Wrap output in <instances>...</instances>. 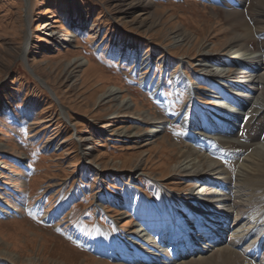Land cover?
<instances>
[{
	"label": "rangeland",
	"instance_id": "374dc122",
	"mask_svg": "<svg viewBox=\"0 0 264 264\" xmlns=\"http://www.w3.org/2000/svg\"><path fill=\"white\" fill-rule=\"evenodd\" d=\"M258 1L240 9L264 33ZM232 10L212 0H0V264H129L111 244L133 236L145 206L163 214V192L183 204L195 187L177 169L191 143L183 120L193 112L205 125L199 113L227 109L198 77L205 55L234 52ZM247 122L233 138L251 145L264 124ZM197 258L187 264H247Z\"/></svg>",
	"mask_w": 264,
	"mask_h": 264
},
{
	"label": "bare ground",
	"instance_id": "6f19581e",
	"mask_svg": "<svg viewBox=\"0 0 264 264\" xmlns=\"http://www.w3.org/2000/svg\"><path fill=\"white\" fill-rule=\"evenodd\" d=\"M212 1L233 9L227 18L231 19V50L234 52L227 59L205 55L199 63L201 75L198 78L211 88L208 97L223 102L227 109L219 107L199 113L200 120L205 116V125H197L193 112L185 115L188 119L183 121L189 130L186 136L191 143L184 146L186 150L181 152L177 169L195 187L190 195L185 194L186 204L178 203L174 195L163 192V214L145 206L142 210L148 218L142 211L138 213L143 223L133 236H127L122 244L121 240L111 244L112 254H119L117 260L129 264H187V260L197 256L200 263L206 261L207 255L234 254L247 264H264V135L254 133L251 145L233 138L245 120L249 123L253 118L264 124V33L258 32L256 23L248 22L246 12L240 9L248 8L249 0ZM258 3V12L264 14L261 8L264 0ZM30 32L29 24L26 47ZM175 39L176 43H182L190 38L184 32L178 33ZM146 63L149 67L150 62ZM232 66L235 70L228 71ZM179 78L180 85L193 93L196 87ZM146 85L152 88L156 99H162L152 81L148 80ZM118 94L110 91L107 99ZM120 106L129 107L123 102ZM250 109L253 111L244 113ZM210 124L215 126L214 130ZM149 137H153V132ZM221 147L229 153L224 150V157L212 159L210 156L215 153L220 155ZM240 148L244 150L236 151ZM1 213L10 214L7 210ZM20 213L19 209L15 212ZM145 224L151 229H146ZM99 232L108 237L107 232ZM166 232L170 236L166 237ZM118 249L121 252H117ZM158 249L162 251L158 253ZM110 250H104L101 255H110Z\"/></svg>",
	"mask_w": 264,
	"mask_h": 264
}]
</instances>
